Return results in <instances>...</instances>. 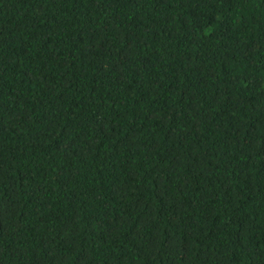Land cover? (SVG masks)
Listing matches in <instances>:
<instances>
[{
	"label": "trees",
	"instance_id": "16d2710c",
	"mask_svg": "<svg viewBox=\"0 0 264 264\" xmlns=\"http://www.w3.org/2000/svg\"><path fill=\"white\" fill-rule=\"evenodd\" d=\"M0 264H264V0H0Z\"/></svg>",
	"mask_w": 264,
	"mask_h": 264
}]
</instances>
